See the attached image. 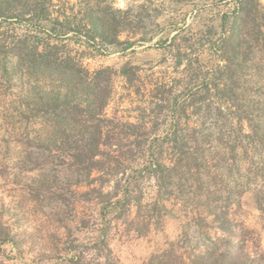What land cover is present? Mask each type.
I'll list each match as a JSON object with an SVG mask.
<instances>
[{
    "label": "rangeland",
    "instance_id": "rangeland-1",
    "mask_svg": "<svg viewBox=\"0 0 264 264\" xmlns=\"http://www.w3.org/2000/svg\"><path fill=\"white\" fill-rule=\"evenodd\" d=\"M240 1H92L116 22L117 41H92L81 26L65 50L90 71L110 69L105 114L123 150L120 171L90 185L45 147L51 128L35 77L24 125L25 94L0 49V264H264V178L244 193L242 85L227 93L254 84L261 55L254 48L243 61L238 43L252 22ZM54 2L85 14V0ZM0 30L7 45L26 27ZM151 160L168 167L154 172Z\"/></svg>",
    "mask_w": 264,
    "mask_h": 264
},
{
    "label": "trees",
    "instance_id": "trees-1",
    "mask_svg": "<svg viewBox=\"0 0 264 264\" xmlns=\"http://www.w3.org/2000/svg\"><path fill=\"white\" fill-rule=\"evenodd\" d=\"M54 1L0 0V29L7 21L19 22L26 27L7 45L0 44V49H6L14 74L19 78V92L25 94L21 99L23 108L20 112L24 125L27 126L30 120L25 110L31 104L26 100V95L31 94L27 92V87H31L35 77L41 82L35 101L39 109L48 115L47 124L51 128L43 140L45 147L50 151L63 152L69 164L76 168L78 179L90 185L114 169L120 171L123 137L109 128L113 122L105 114L111 95L110 69L90 71L81 62L75 61L65 46L70 35L77 34L81 26L90 40L100 38L105 43L117 41L118 30L110 33L117 27L116 22L113 23L107 12L98 14V4L94 6L93 0H85L86 10L80 20L75 18L72 8L63 12L55 10ZM240 3L239 10L246 14L245 23L252 22L251 30L243 29L238 43L244 48L243 61L250 57L251 49L255 48L261 54L252 73L254 84L247 85L244 79L242 84L227 86L228 95L235 93L234 89L240 85L243 89V95L237 97L242 101L238 121L243 133L240 138L243 151L241 168L244 171L242 184L248 186L244 193H249L252 179L264 178V4L261 0H241ZM2 34L0 30V36ZM251 40L253 43L249 44ZM4 66L8 67L7 63ZM241 67L243 77L249 76L245 66ZM229 70V77H233L232 69ZM44 87L50 89L46 91ZM158 167L165 169L168 166L162 161L151 160L148 163V168L154 172ZM95 173L99 176L96 177ZM97 191L99 195H106L101 187ZM250 192L252 194V190ZM240 246L244 250L245 242L241 241Z\"/></svg>",
    "mask_w": 264,
    "mask_h": 264
}]
</instances>
